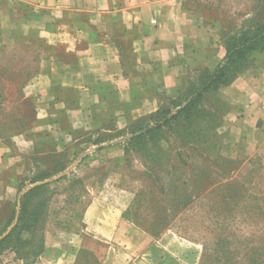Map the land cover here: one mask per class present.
Segmentation results:
<instances>
[{
    "label": "crops",
    "instance_id": "1",
    "mask_svg": "<svg viewBox=\"0 0 264 264\" xmlns=\"http://www.w3.org/2000/svg\"><path fill=\"white\" fill-rule=\"evenodd\" d=\"M186 2L0 0V66L26 44L37 73L32 116L0 129V238L14 222L6 227L24 163L39 151L62 156L53 179L77 178L88 198L74 224L47 222L37 257L3 251L0 264H184L169 240L130 216L139 184L116 133L176 100L196 71L223 63V24ZM222 100L235 123L230 138L264 150V52L250 55Z\"/></svg>",
    "mask_w": 264,
    "mask_h": 264
},
{
    "label": "rangeland",
    "instance_id": "2",
    "mask_svg": "<svg viewBox=\"0 0 264 264\" xmlns=\"http://www.w3.org/2000/svg\"><path fill=\"white\" fill-rule=\"evenodd\" d=\"M184 8L221 21L223 43L230 35L264 23V0H187ZM22 46L6 66H0V129L33 114L29 86L37 73L32 70L31 48ZM224 89L206 96L200 113L189 121L156 127V112L168 120L175 106L183 104L180 99L160 105V111L116 133L125 151L126 173L139 184L130 216L154 236L169 240L182 256L175 258L184 264H264V150L249 152L243 140L230 138L235 123L226 117ZM45 153L39 151L33 164L32 158L25 161L8 203V219L14 204L18 212L19 197L32 188L27 182L37 171L62 163V156ZM46 183L48 221L74 224L88 202L86 187L73 177L42 184ZM130 184L122 187L130 189Z\"/></svg>",
    "mask_w": 264,
    "mask_h": 264
},
{
    "label": "trees",
    "instance_id": "3",
    "mask_svg": "<svg viewBox=\"0 0 264 264\" xmlns=\"http://www.w3.org/2000/svg\"><path fill=\"white\" fill-rule=\"evenodd\" d=\"M223 44L225 48L223 63L213 71L208 69L196 71L187 82L182 94L176 100L165 102L172 105L181 99L183 103L175 106L176 111L170 115L169 119L158 118L157 112L153 116L156 119L157 128L160 127L158 124L166 125L180 119L189 121L195 113H200L199 106L206 96L216 93L223 87H228L238 76L244 73L249 66L250 55L255 52H264V23L256 25L254 30H242L238 34L228 36ZM160 109L158 108V111ZM63 170L64 167L58 163L51 168L37 171V175L27 182L28 185H32V188L20 197L17 222L10 233L1 241L0 253L5 250L10 251L18 259L35 258L40 254L43 232L49 219L48 207L50 202V197L47 196L48 189H46L49 184L42 183L57 176ZM63 179L64 177H60L57 181ZM15 214L16 204H14L13 212L6 227L11 225Z\"/></svg>",
    "mask_w": 264,
    "mask_h": 264
},
{
    "label": "water",
    "instance_id": "4",
    "mask_svg": "<svg viewBox=\"0 0 264 264\" xmlns=\"http://www.w3.org/2000/svg\"><path fill=\"white\" fill-rule=\"evenodd\" d=\"M28 191V189H26L23 193H21L20 197L23 196L26 192ZM20 197H19V200H20ZM18 207H19V201H18ZM17 219H18V213H16V216H15V219H14V222L13 224L11 225V227L8 229V231L5 233V235L3 237L0 238V241L2 239H4L9 233L10 231L12 230V228L15 226L16 222H17Z\"/></svg>",
    "mask_w": 264,
    "mask_h": 264
}]
</instances>
